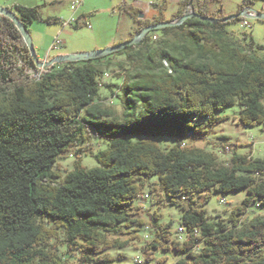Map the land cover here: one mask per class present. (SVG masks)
<instances>
[{
  "label": "trees",
  "instance_id": "obj_1",
  "mask_svg": "<svg viewBox=\"0 0 264 264\" xmlns=\"http://www.w3.org/2000/svg\"><path fill=\"white\" fill-rule=\"evenodd\" d=\"M215 1L181 0L182 7L192 3L191 17L115 52L130 62L120 115L100 102V80L117 54L61 62L36 81L19 66L20 58L36 65L21 31L0 15V264H113L108 252L127 247L137 237L134 227L144 225L154 229L143 249L145 264H162L153 263L160 248L183 253L174 264H264V213L245 220L256 202H264V157L233 150L226 165L213 151L184 141L204 138L226 118L217 113L235 105L244 125H264L263 47L246 31L237 36L228 30L226 24L244 17L224 22L229 15L213 10ZM253 2L242 0L236 14ZM169 5L163 0L159 15L142 19L138 7L124 3L137 22L128 40L185 13L178 9L167 18ZM9 8L29 31L35 20L61 21L39 6ZM158 32L152 43L150 34ZM160 134L178 142L164 148L151 138ZM100 137L108 146L93 153ZM72 150L73 168L56 169ZM88 153L98 166L83 163L81 154ZM242 189L248 196L227 219H209L206 205L215 194ZM146 194L152 206L182 210L184 240L172 237L158 212L148 220L138 215L135 201Z\"/></svg>",
  "mask_w": 264,
  "mask_h": 264
},
{
  "label": "rangeland",
  "instance_id": "obj_2",
  "mask_svg": "<svg viewBox=\"0 0 264 264\" xmlns=\"http://www.w3.org/2000/svg\"><path fill=\"white\" fill-rule=\"evenodd\" d=\"M78 0H0V6L12 7L16 3L26 6H39L44 16H57L61 18L60 22L49 24L35 20L30 26V33L34 42V46L39 59H44L48 54L53 58L60 54H69L76 52H89L96 49H103L109 46L110 40L113 37L128 38L131 30L137 27L135 18L129 14L123 7L124 3L135 6L133 0H80V6L75 12L72 8L74 2ZM148 1V0H141ZM181 0H170V5L167 9V18H170L178 9L187 10L188 6L182 7ZM157 4L153 6L158 8L163 3V0H155ZM242 0H217L213 3L212 9L218 12L223 11L226 15L236 14L239 10ZM254 10L264 12V0H254L250 5ZM190 9V8H189ZM80 14H86L91 23L89 25H81L76 28V23L69 24L68 20ZM249 27L242 25V20L235 23L226 24V28L237 36H241L244 31L254 39L255 43L263 48L258 49L264 55V20L257 18H249ZM161 35L160 32L155 35L150 34V41L153 43ZM157 36L156 39L153 37ZM56 38L64 41V45L59 49L50 51L52 44ZM126 39L125 41H127ZM124 42V41H122ZM121 42V43H122ZM118 44V43H117ZM128 50L122 53H127ZM117 54V53H115ZM113 64L104 69L109 73V77L103 81L101 86V101L105 106H110L116 110L117 114L123 111L122 106V89L121 85L124 80V69H130V62L126 58V54L114 56ZM60 63L54 64V69H60ZM239 106L235 105L227 108L225 111L218 112L220 117H226L220 122L209 127V130L204 138L193 139L192 136L184 139L188 144L195 142L203 146L207 150L213 151L220 163L230 164V158L233 150L240 153H251L254 157H264V125L246 126L238 118ZM157 143L164 148H169L178 142V137L160 134L151 136ZM228 144L233 150H226L218 145V143ZM108 146V141L104 138H94L92 152L95 153L100 149ZM83 163L88 168H93L99 165L98 161L93 157L92 153L81 154ZM77 158V152L72 150L68 154L58 159L56 169L61 172H67L73 168L74 161ZM158 181V177L154 176L151 182ZM146 192H150L146 189ZM248 196L246 189L229 192L225 195L215 194L207 203L208 217L210 220H218L220 218L227 219L233 208L242 204L243 199ZM153 198L156 196L153 195ZM225 198V202L221 199ZM152 198H141L135 201L139 205L137 212L139 216L148 220L150 215L155 211L160 215L159 222L164 225H170L172 237L178 239L180 235L186 236V233H180L182 227V210L174 204L166 203L161 206H152ZM263 211L256 207H251L246 215L245 220L258 215H263ZM137 237L131 240V243L124 248H116L108 252V256L113 259V264H135L134 259L140 256L146 259L143 253L144 246L147 245L153 238L152 230L146 229L144 226H135ZM150 237L147 238L146 235ZM154 260H163L162 264H174L183 253L175 249L164 250L162 248L153 251Z\"/></svg>",
  "mask_w": 264,
  "mask_h": 264
},
{
  "label": "water",
  "instance_id": "obj_3",
  "mask_svg": "<svg viewBox=\"0 0 264 264\" xmlns=\"http://www.w3.org/2000/svg\"><path fill=\"white\" fill-rule=\"evenodd\" d=\"M191 7V10H186L185 13L178 19L173 21H163L161 23L147 26L140 33H137L132 39L124 41L122 43H118L103 49H96L89 52H76V53H69V54H60L53 58H51L48 62H43L39 59L37 56V52L34 46V42L32 39V35L30 31L27 29L25 24L20 20V18L17 16V14L11 10L9 7H3L0 6V15L8 16L10 17L17 25L18 29L21 31L27 45L29 46L32 56L38 66H45V67H52L55 63H61V62H68V61H82V60H90V59H97L101 57L108 56L112 53H115L117 51H120L127 47L128 45H135L140 42H142L146 36L149 34V32L153 30H161L167 26H175L183 23L185 20H187L189 17L193 14V8L192 3L189 4ZM240 17H247V18H257L264 20V12H260L257 10H254L251 7L246 8L239 14H233L223 19L224 22L232 20ZM140 18L145 19L144 15L140 13ZM203 20L217 22V19L209 18V17H201Z\"/></svg>",
  "mask_w": 264,
  "mask_h": 264
},
{
  "label": "built area",
  "instance_id": "obj_4",
  "mask_svg": "<svg viewBox=\"0 0 264 264\" xmlns=\"http://www.w3.org/2000/svg\"><path fill=\"white\" fill-rule=\"evenodd\" d=\"M133 2L136 3V4H138V6L140 5V1L139 0H133ZM80 3H81L80 0H78V1H76V2L73 3L72 8L74 9V11L78 10V8L80 6ZM154 4H155V0H150L149 5L153 6ZM187 10H191V7L188 6V9ZM77 22H78V18H76L75 16H73L72 18H70L68 20V23L69 24H74V23L77 24ZM88 25L91 26L90 24H88ZM242 25L244 27H249V25H250L249 18L244 17L243 20H242ZM153 38L156 39L157 36H154ZM63 45H64V41L61 40L60 38H56L54 40L53 44H52V47H51L50 51H52L53 49H59ZM50 59H51L50 58V54H48L44 59H40V60L43 61V62H48ZM165 64L168 66V63L167 62H165ZM19 66H20L22 72L25 75L29 76L31 79L36 80V81L41 80L44 77V75L46 74L47 69H48V67H45V66H38L37 64L36 65L28 64L22 58H20V60H19ZM108 77H109V73L108 72H105L104 76L100 80L101 86L103 85V81L106 78H108ZM225 150H226V152H229L230 153L231 150H233V148H231L229 145H227L225 147ZM252 157H254V156L252 155ZM255 175L256 176H261V174H260L259 171L256 172ZM148 197H149V195L146 194L144 196V199L145 198H148ZM225 201H226L225 198H222L221 199V202L222 203L225 202ZM255 207L258 208V209H260V210H262V211H264V202H261V201L256 202L255 203ZM146 229H148L149 231L151 230L150 229V226H146ZM179 232L181 234L182 233H186V236L185 237H183V235H180L179 238H178L179 240H184L187 237V234H188L187 233V230H186V227H184V226L180 227ZM195 232L198 233V231H195ZM146 237L149 238L150 235L147 234ZM134 263L135 264H145L146 263V259H143L140 256H137L134 259Z\"/></svg>",
  "mask_w": 264,
  "mask_h": 264
},
{
  "label": "crops",
  "instance_id": "obj_5",
  "mask_svg": "<svg viewBox=\"0 0 264 264\" xmlns=\"http://www.w3.org/2000/svg\"><path fill=\"white\" fill-rule=\"evenodd\" d=\"M139 1H140V5L138 6V4H136V3H135V5L141 10V13L144 15L145 18L151 19L154 16L159 15L160 12H159L158 8L149 5L150 0L145 1V2L144 1H141V0H139ZM155 4H157V2H155ZM88 24H91L89 22V20H88V16L86 14H80L79 17H78V22H77L76 26L80 27L81 25H88ZM133 31L134 30H131V32L129 34V37H130V35H131V33ZM128 38H126V39H128ZM126 39H124V38H118V37H113L110 40L109 44L110 45H115L117 43H120L122 41H125Z\"/></svg>",
  "mask_w": 264,
  "mask_h": 264
}]
</instances>
